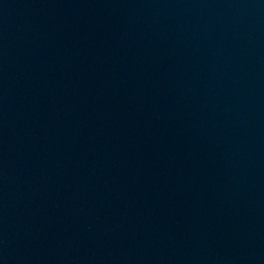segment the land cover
I'll return each mask as SVG.
<instances>
[{
  "label": "water",
  "instance_id": "water-1",
  "mask_svg": "<svg viewBox=\"0 0 264 264\" xmlns=\"http://www.w3.org/2000/svg\"><path fill=\"white\" fill-rule=\"evenodd\" d=\"M0 264H264V0H0Z\"/></svg>",
  "mask_w": 264,
  "mask_h": 264
}]
</instances>
